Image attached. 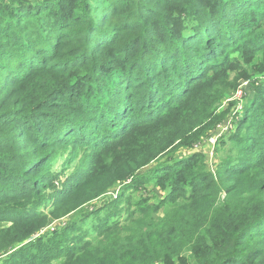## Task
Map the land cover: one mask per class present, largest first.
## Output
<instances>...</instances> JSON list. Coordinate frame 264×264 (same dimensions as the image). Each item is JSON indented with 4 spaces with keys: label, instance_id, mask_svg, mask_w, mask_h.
I'll use <instances>...</instances> for the list:
<instances>
[{
    "label": "trees",
    "instance_id": "obj_1",
    "mask_svg": "<svg viewBox=\"0 0 264 264\" xmlns=\"http://www.w3.org/2000/svg\"><path fill=\"white\" fill-rule=\"evenodd\" d=\"M262 2L257 0H0V138L4 140V145L0 144V153L4 152L13 163L12 166L7 167V170L12 169L7 174L10 173V179H13L11 181L13 186L0 190V199L3 198L0 206L4 203L6 206L2 208L5 210L8 207L14 208L2 210L3 216H8L9 220L15 218L17 221L14 223L22 224L32 223L43 217L42 214H36L37 210H41V202L44 200L43 197L41 198L43 191H40V188L43 187L42 183H45L44 176H39L38 173L43 163L54 159L53 153L44 156L28 155L32 153L33 148L28 150V146L25 148L21 146L19 138H28L26 141L31 145L37 142L38 136L21 134L20 123L23 124L26 120L32 121L40 116H62L60 121L56 120L55 123L64 125V131H67V124H69L68 129H73L56 142L66 146L67 137L74 138L86 148H91L94 144L91 142V137L85 134L86 128L78 124L72 126L77 119L83 122L85 117L91 115L87 128L90 127L93 133L97 131L94 142L100 149L93 150L100 155L118 149L124 142L136 141L137 138L144 139L172 121L178 124L190 117V124L178 128L164 144L168 145L162 150L165 152L207 119L210 109L223 97V87L231 83L236 86L240 81L251 80L250 71L246 67H252L256 50H251L250 56L246 55V51L247 48H252L253 43L260 44L259 48L264 49V31L254 32L260 28L256 15H262L264 18V10L256 13L254 8L251 9L249 14H245L246 18L241 24L238 15L240 12H248L249 6L261 5ZM110 14L112 18H109ZM231 17L238 21L237 25L234 22L230 23ZM37 21L44 22V25L35 26ZM109 21L112 22V26L107 25ZM173 21L181 23L183 28H175ZM196 22L203 24L198 29L195 27L188 30L189 25ZM54 25H60V30L68 28L71 36L60 39V42H73V46L67 50L64 61L53 63L46 55L40 58L43 61L41 66L34 65L40 61L39 59H35L33 66L30 60L26 59V56L33 52L29 48L34 43L31 34L34 33V36L43 40L46 32ZM111 29L110 34L106 32ZM244 33L246 35H242ZM111 36L112 38L108 40ZM248 36L250 40H247ZM133 37L135 38L128 41ZM56 44L58 46V43ZM233 48L238 49L236 51ZM240 48L243 50L240 51ZM55 49L53 53L58 51V47ZM44 50L46 51V48ZM134 51L138 53L132 56ZM152 52L155 55L161 53L163 56L152 58L151 70L144 71L140 67L149 56H152ZM60 54L61 51L57 56ZM231 54L237 56L231 59ZM20 59H23V63H20ZM24 69L28 71L22 73ZM112 70L118 71L112 81H123L118 89L126 87V91L119 94L118 98H114L110 107H106L105 99L101 95L106 87L104 81L101 79L102 82H95L89 79L93 73L101 77L103 74L108 75ZM258 72L264 77V69ZM35 73L49 74L57 82L56 85L48 87L47 90L45 84H42L36 91L39 97L35 102L32 101L33 94L30 99L15 98L16 84ZM232 73L236 74L234 80H231ZM8 74L13 75L10 83L12 87L4 91L2 87L7 81ZM258 88L260 89L257 90L256 99L259 94L263 95L259 97V102L255 106L263 109L247 108L240 116L238 115L239 118L249 117L253 124L247 131L245 130L247 133L244 137L238 138L241 148L236 158L223 163L218 174H207L201 170V161H204L203 165L207 163L201 154L195 153L187 160L171 158V162L162 169L159 166L151 172L150 177L143 178L146 182L153 177L152 180L167 193V199L155 206L154 210L167 204L169 199L174 202L179 197L186 196L187 190L192 193L193 198L199 196L200 192L203 195L212 193L214 202L222 192L226 191L221 227L227 228L231 235L227 236L226 233L223 236L212 237V244L198 251L196 244L208 233L209 228H205V224L200 225V220L194 216L200 219L202 217L199 213L193 212V216L185 220L177 217L164 223L165 235H162L156 245L160 258H145L144 253L148 252L146 248L142 253H138L136 258L127 254L121 264H155L159 259L164 261V264H175L172 257L185 250L193 253L199 264H264L262 245L264 186L245 202L238 190L230 186L227 188L225 184V181L231 177L250 175L264 165V84L262 83ZM118 102L127 103L122 108L124 110L119 109ZM47 104L52 106V109H58L59 112L39 110L41 106ZM72 107L74 110L71 109ZM113 109L115 111H112ZM78 110L80 114L75 113ZM239 123L241 126L245 125L243 119H240ZM35 130L38 131L36 124ZM199 136L198 134L196 137ZM157 155L144 162L142 167L155 161ZM51 163L52 161L50 165ZM100 171L101 159H98L92 175L95 176ZM92 175L79 185L86 183ZM221 176H223L221 181L223 187L219 188L217 181L218 178H222ZM31 177L38 181L34 183ZM69 197L70 195H65L60 200L62 203L57 202V204H64ZM171 201L168 203L170 204ZM27 211L32 213L29 217L25 216ZM82 216L83 212L78 213L76 218ZM117 224L101 231L99 235L117 231L120 228ZM67 231L71 234L72 229ZM38 233L39 231L28 239L20 241V244L33 239ZM55 237L61 241V237L57 235ZM246 244L254 245L255 248L248 250L245 248ZM89 246L90 243L85 245V247ZM14 247L11 246L0 255H5ZM22 248L17 250L18 253ZM57 248L53 244L51 246L53 254L49 255L47 248L40 246V252L45 251L43 263L52 264L55 259H59L55 258L58 253ZM82 248L83 246H75L67 252V255ZM152 251H155V246L149 248V252ZM28 257L26 261L28 263L25 264H42L39 263L41 258L37 255V251L31 250ZM71 259L73 258H65L67 261Z\"/></svg>",
    "mask_w": 264,
    "mask_h": 264
},
{
    "label": "rangeland",
    "instance_id": "obj_2",
    "mask_svg": "<svg viewBox=\"0 0 264 264\" xmlns=\"http://www.w3.org/2000/svg\"><path fill=\"white\" fill-rule=\"evenodd\" d=\"M257 1L262 2L260 0ZM253 8L256 13H261L264 10V0L261 5L249 6L247 8L248 12H240L238 15L239 24L246 18L245 14H249ZM109 16V18H112L111 14ZM256 18L259 19L260 28L254 32H263L264 18L262 15H256ZM54 21L52 20V22ZM232 22L237 25L238 21L234 20V17H231L230 23ZM172 24L175 28L178 27L177 29L183 28V25L177 21H173ZM202 24V22L190 24L188 30L195 27L198 29ZM43 25L44 22L42 21L35 23L37 27H42ZM107 25L112 26V22L109 21ZM106 32L110 34L112 29ZM31 35L33 36L34 43L29 48L33 52L27 55L26 59H29L32 65L35 59H39L40 61L35 63V66H41V62L43 61L40 58L46 55L50 57L53 63L54 61H64L67 50L74 44L67 41L64 43L63 41L60 42V39L71 36L68 28L67 30H60V25H54L52 29L48 30L43 40L34 36V33ZM111 38L112 36L108 40ZM247 40H250V36H248ZM56 43H58V46ZM259 45L253 43L252 48L248 49L246 47L247 56L251 55V50H256L252 67H246L250 71L251 80L246 82L240 81L236 86L231 83L232 85L223 87V97L210 109L207 119L183 139L175 142L165 152H162V150L167 148L168 145L164 144L173 136L178 128H182L184 124H190V117L178 124H175L171 120L172 122L169 125L162 126L160 130H157L154 134L147 135L144 139L137 138L136 141L124 142L118 149L110 150L100 155L97 151L93 150L99 148L94 142L97 131L93 133V131H90V127L87 128L90 124L89 119L91 121V115H88L87 118L85 117L83 122L77 119L72 124V126L78 124L86 128L84 132L88 137H91V142L94 144L91 148H86L84 144L76 142L74 138L67 137L66 146L56 142L63 139V135L68 134L73 129H68L69 124H67V131H64V125L61 126L55 123L56 120L60 121L62 116H40L32 121L26 120L23 124L20 123L22 125L21 134L26 133V136H38L37 142L31 145L26 141L28 138H19L21 146L24 148L28 146V150L33 148L32 153L28 155L44 156L53 153L52 157L54 159H51L48 163H43L39 168L38 175L44 176L43 181L45 182L42 183L43 187L40 188V191H43L41 198H44L41 202V210L36 211L37 215H43L40 220L26 224L14 223L17 219L9 220L8 216H3L4 212L2 211L14 208L8 207L5 210L2 207L6 205L4 203L1 204L0 254L13 245L15 247L11 250L12 252L8 251L5 255H0V264L28 263L26 261L29 259L28 254L31 253V250L37 251V255L41 258L39 263L45 264L43 263L45 251L40 252V246H45L49 252L48 254L52 255L51 246L53 244L58 247V253H56L55 258L59 259H55V262L52 264H121L127 254H131L130 257L136 258V255L142 253L146 248L148 252L144 253L145 258H160V254L156 251V245L160 242L162 235H165L164 223L177 217L185 220L187 217L193 216V212L199 213L202 217L200 219V217L194 216L197 220H200L199 224H205V228H209L208 233L203 238L201 237L196 244L198 251L202 250L203 247L210 246L212 244V237L223 236L228 233L227 228L221 227L222 216L224 214L222 211L224 208L222 207L225 206L226 191L222 192L219 198L216 199V202H214L215 198L211 195L212 193L203 195L200 192L199 196H194L193 198L192 193L187 190L186 196L179 197L174 202L169 199L168 202L171 201L170 204L167 202L161 208L154 210L155 206L165 200L167 193L162 191L158 183L152 180L153 177L146 182L143 178L150 177L151 172L159 166L162 169L166 164L171 162V158L172 160L180 158H182L181 160H187L192 154L199 153L205 158L207 163V165H203L204 161H201V170L213 175L220 172V167L222 168L223 163L236 158L241 148L238 138L240 136L244 137L249 126L253 124V121L249 117L244 116L239 118V116L247 108H250V110L254 107L258 110L263 109V107L255 106L259 102V97L263 95L259 94V97L256 99L257 90L260 89L258 87L262 86V83L264 84V77H261V74L258 72L264 69V49L259 48ZM56 46L58 47V51L53 53L54 48L57 49ZM45 48L46 51L44 50ZM237 49L233 48L236 51ZM241 50L243 49L240 48ZM59 51H61V54L57 56ZM137 53V51H134L132 56ZM151 54L152 56H149L140 67L144 71L146 69L151 70L150 60L152 58L163 56L161 53L155 55L152 52ZM235 56L237 55L231 54L230 58L232 59ZM20 63H23V59H20ZM26 70L24 69L22 73ZM116 74H118L117 70H112L108 75L105 76L103 74L101 77L93 73L89 79L95 82L104 81L106 87L101 95L105 99L106 107H110L114 98H118L119 94L126 91V87L118 89V86L123 81H112V78ZM235 76L236 74L232 73L231 80H234ZM12 77V74L6 75L7 81L3 84L2 90L5 91L12 87L10 84L12 83ZM56 83L55 79H52L49 74L35 73L16 84L14 95L15 98H19L18 100H22L23 98L30 99L33 94L32 101L35 102L39 97L36 91L42 84H45V87L49 90L48 87L55 86ZM118 103L120 110L127 104L124 102ZM42 109L43 112L48 110L59 112L58 109H52V106H48V104L43 107L41 106L39 110ZM71 109L74 110V107ZM79 110L75 113L80 114ZM97 110L99 109L97 108ZM112 111H115V109ZM240 119H243L244 126H241L240 123L238 124ZM35 124L38 131L35 130ZM198 134L200 136L197 138ZM233 136L236 137L231 139ZM0 144L4 145V140L1 138ZM156 155L157 159L155 161L142 167L144 162ZM98 159H101V171L94 176L92 172ZM12 164V161L5 156L4 152L0 153V190L13 186V183H11L13 179H10V173L7 174V172H11L12 170H7V167L12 166ZM91 175L92 177L86 183L79 185ZM221 177L217 181L219 188L223 187L221 183L223 176ZM30 179L34 183L38 181L34 177ZM225 184L227 188L230 186L238 190L240 195L243 196L241 198L246 202L264 186V165L250 175L231 177L225 181ZM65 195H70L68 200L62 205L57 204V202L62 203L60 200ZM2 199H0V203ZM81 212H83V216L76 218L78 213ZM31 214L30 211H27L25 216L29 217ZM116 223L120 227L117 231H113V233L112 231L109 232L108 234L110 235H99L101 231L112 227ZM71 229V234H68L67 230ZM37 231L39 233L33 239H29L28 241L30 242L26 241L20 244V241L28 239ZM55 235L61 237V241ZM229 235L231 233H228L227 236ZM32 241L35 242L28 245ZM89 243L91 246L85 247ZM262 245L264 246V241H262ZM75 246H83L82 251L77 252V250H74L72 254L67 255V252L71 251ZM154 246L155 251L149 252V248ZM21 247H23V250L21 249L18 253L17 250ZM245 248L253 250L250 248L255 247L254 245L249 246V244H246ZM65 258L73 259L67 261ZM172 260L175 264H199L197 259L194 258L193 253L189 250L174 255ZM155 264H164V261L159 259Z\"/></svg>",
    "mask_w": 264,
    "mask_h": 264
}]
</instances>
